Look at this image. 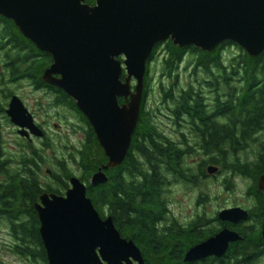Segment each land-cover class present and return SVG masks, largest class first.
<instances>
[{"label": "flooded vegetation", "instance_id": "obj_1", "mask_svg": "<svg viewBox=\"0 0 264 264\" xmlns=\"http://www.w3.org/2000/svg\"><path fill=\"white\" fill-rule=\"evenodd\" d=\"M12 22L16 26L13 20L0 15V254L4 259L10 256L18 264H51L41 234L40 209L44 208L45 199L66 198L70 178L76 175L70 171L68 178L67 159H61L57 153L54 159H50L47 152L58 145L63 146L62 129L66 127V148L76 153L70 156V160L79 166L78 177L84 182L88 174L79 160L87 147L94 143L96 135L78 109L77 102L63 89L47 81L46 74L53 66V56L39 50L31 41L25 42V36L20 29V32L14 29ZM168 43L166 41L159 46L152 60L157 59L163 48L166 49L163 54L167 53ZM181 52L184 53L179 66L191 55L190 49H181ZM150 64L153 63H149V69ZM189 66L192 68L189 70L191 81L181 91L176 90L178 80L175 77H179V70L160 74L148 71L138 126L132 135L125 162L106 171L112 205L103 209L96 207L92 200L94 208L103 220L110 217L122 238L132 241L142 258L146 256L145 259L150 254L167 252L173 255V264H264V189L259 184L263 174L254 179L258 153L254 152L250 157L241 156L250 149L254 151L253 144L242 148L240 135L244 131L238 130L233 123L230 130L223 132V126L231 122L222 116L220 102L215 100L217 95L204 87L201 78L195 77V63L190 62ZM200 72L198 69L197 73ZM154 76L161 79L159 89L163 97L162 105L156 108V118L151 112L145 115L150 81ZM52 77L61 78L54 74ZM165 79L168 84H165ZM132 86L134 89V82ZM187 89L193 90L189 103L173 102L172 98ZM29 96L33 97L35 106L29 103ZM129 101L119 98L120 106ZM40 109L45 111L43 115L39 114ZM24 110L27 115H32L35 131L29 127V115L26 116ZM60 111L77 122L67 119L63 122ZM258 134L252 137V143L257 141ZM229 137L232 140L225 141ZM213 142L216 145L211 147ZM145 149L153 154L145 156ZM226 152L233 155L230 157L232 164L242 167L245 173L226 166ZM199 157H202L200 161ZM106 161L109 162L107 157ZM152 166L155 167L154 186L148 189L147 176L152 177ZM214 169L216 171L212 173ZM239 178L245 183L248 206L220 205L215 212L200 211L204 205H212L213 202L211 196L203 194L186 204L187 210L182 208L181 191L189 199L195 188L202 184L207 187L217 184L220 192L226 194L225 197L215 196L216 202L222 203L229 188L236 185L232 179ZM90 181L84 182L87 187ZM121 181L125 188H122ZM87 196L91 199L89 189ZM146 198L151 201L145 202ZM192 203L194 208L190 207ZM240 207L248 213L246 220L233 223L220 218L223 211ZM147 211L155 221L157 238L161 239L164 249L157 250L156 246L146 244L144 234L137 227V221L147 216ZM226 230L236 233L239 239L229 242L221 256L210 255L186 261L192 248L205 244ZM96 252L101 257L99 250ZM145 262L150 264L147 259ZM4 264H7L5 260Z\"/></svg>", "mask_w": 264, "mask_h": 264}, {"label": "water", "instance_id": "obj_2", "mask_svg": "<svg viewBox=\"0 0 264 264\" xmlns=\"http://www.w3.org/2000/svg\"><path fill=\"white\" fill-rule=\"evenodd\" d=\"M95 1L92 6L87 0H0V15L53 56L47 81L76 101L92 125L109 161L91 178L90 186L97 187L109 182L106 171L121 166L130 150L155 47L172 41L181 49L194 46L209 53L230 42L257 58L264 52V0ZM119 98L130 101L120 106ZM23 113L35 131L32 115ZM259 180L264 189V173ZM87 193V185L73 176L66 198L43 200L41 234L49 263L146 264L112 219L101 218ZM247 216L241 207L220 214L233 223ZM238 239L236 233L223 231L192 248L186 261L221 256Z\"/></svg>", "mask_w": 264, "mask_h": 264}, {"label": "trees", "instance_id": "obj_3", "mask_svg": "<svg viewBox=\"0 0 264 264\" xmlns=\"http://www.w3.org/2000/svg\"><path fill=\"white\" fill-rule=\"evenodd\" d=\"M87 1L92 6L96 5L95 0ZM12 26L20 32L13 22ZM23 40L25 42H30L25 37H23ZM162 44L163 43H159V45L155 47L156 50H154L149 60L150 62L156 56V51ZM166 45L168 48L166 56L161 62V70L162 72L173 73L174 70L177 71L179 68V64L182 60L181 57L184 52H181V48L175 46L172 41H169ZM233 46H237L238 55L234 56V58L224 57L226 50H229ZM186 49H190V54L195 63V67H193L195 77L197 79L201 78V83L204 87L210 91L212 90V92L217 95L215 100L220 102L219 107H221L222 116H226L231 122L228 125L223 126V132L230 130L231 124L233 123L237 126L238 130L244 131L245 135H240V143L242 144V148H247L249 144H253L251 142L252 137L264 131V52L257 58H254L248 55L247 52L243 51L238 45L230 42L222 43L214 52L209 53L194 46L184 48V50ZM198 69L201 71L200 74L197 73ZM148 71L149 64L147 67V73ZM191 92H193V90L187 89L186 92L180 93L176 98H172V100L176 103H189L192 100V96H190ZM199 99H201V97ZM195 101H198V99ZM231 140L232 137L225 138V141ZM210 145L213 147V145L216 144L213 142ZM259 148L260 150L257 154L258 161L256 163L258 168L254 175L255 180H257V178L264 172V145H259L257 150ZM144 152L145 156H151L153 154L152 151L150 152L146 149ZM225 156L227 157L226 166L229 169H234L237 172H246L242 167H237L232 164L230 160V157L233 156L232 154L226 152ZM79 162L84 171L88 174L87 177L84 178L85 183L91 180L94 173L97 172L102 165L108 163L106 161L104 149L101 148L97 137H95L94 143L87 147L86 152L83 153ZM148 162L150 163V160ZM154 170L155 167L152 166V177L147 176L146 184L148 185V189H153L154 186ZM66 171L69 178L71 172L67 166ZM88 187L89 197L93 200L96 207L104 209L112 205L111 186L108 183L97 187L90 186L89 184ZM125 187L126 185H123L122 183V188ZM144 201L149 203L151 200L146 198ZM101 214L104 216L105 212ZM146 214L149 216H143L137 221L138 229H141V234H144L143 236L145 237L146 244L156 246L157 250L164 249L161 246V239L157 238L158 233L155 229V221L151 219L152 215L149 214L148 211ZM149 249H153V247H149ZM173 258V255L170 253L163 252V254H161L159 252L156 255H148L146 259L150 264H173Z\"/></svg>", "mask_w": 264, "mask_h": 264}, {"label": "rangeland", "instance_id": "obj_4", "mask_svg": "<svg viewBox=\"0 0 264 264\" xmlns=\"http://www.w3.org/2000/svg\"><path fill=\"white\" fill-rule=\"evenodd\" d=\"M164 50H166L165 48L161 49L160 52L157 54V59L154 61L152 60L151 62L149 63H153L152 65L150 64V71L151 73H161L162 72V59L165 58L166 56V53L163 54ZM238 55V48L237 46H233L231 47L229 50L227 49L226 50V53L224 54V57H228V58H234V56ZM154 59V58H153ZM186 61L185 63H183L182 65L179 66V68L177 70H179V77H175V79L178 80V85H177V91H181V89L183 90V88H185L188 84V82L191 81V75L192 73H190V69L191 66L188 67V64L190 62H193V59H192V55L188 56L187 58H185ZM160 77L158 76H154V79L152 81H150V85H151V88H150V92H149V95H148V102H147V106H146V112H145V115L146 113H153L154 117L156 118L155 114H156V108L157 106L159 105H162V102H163V97L162 95L160 94V81L161 79H159ZM151 80V79H150ZM165 84H168V80L165 79ZM170 84H173V81L170 80ZM163 94V93H162ZM161 95V96H160ZM29 98L31 100H29V103L30 104H33L35 106V103L33 101V97L32 96H29ZM41 110V109H40ZM61 112V111H60ZM42 113H45V111H42L39 112L40 115H43ZM61 117H62V120L63 122L65 121L64 119H67V121H71L73 123H76L77 121L75 119H72V118H69L68 116L65 115V112H61ZM40 120H42V117H39ZM55 122L58 123V121L55 119ZM66 123V122H65ZM66 127H64V130L62 129L63 131V146H60L58 145L56 148H52V150H48L47 152V156L50 157V159H54L53 156L55 155V153L58 154V156L62 159L65 157V159H67L66 163L68 164V169L70 171H72L74 173V175H76V177L79 176V166H77L76 163H74L72 160H70V156L71 155H76V153H72L71 151H69L66 146L68 144V141L66 140V130H65ZM69 135V133H68ZM71 135V134H70ZM70 137V136H69ZM257 142L254 141L253 142V145H252V148H254L252 151V149H250V151L248 153H243L241 154V156L243 157H250V156H253V153H258L259 150H257L258 146L259 145H264V131L261 133V134H258L257 135ZM62 141V140H61ZM257 150V151H256ZM202 157H199L197 158L199 161L201 160ZM51 162V160L49 161ZM54 165V164H53ZM52 166V164H51ZM233 181V184L236 183V185L234 187H231V189L229 188L228 190V194H227V198H225L224 202L220 203V201L216 202L215 200V196H224L226 194L220 192V188L217 184L213 185V184H210L208 185V187L206 185H203L200 187V188H195L194 192L192 195H190L189 199H187L185 197V195H183V192L181 191L180 195H181V199H183L184 201V204H183V207L184 210H187L188 209V206L186 204L190 203L191 201H194L193 199H196L197 197L199 196H211L212 198V205H209L206 204L203 206V208L200 210L202 211L203 209L205 211H207L208 213L211 212L212 210L215 212L216 209L220 208L222 206H237V205H240V204H245L248 206L249 202H248V199L247 197L245 196V183H244V180L242 179H232ZM215 201V202H214ZM194 204L192 203L190 207L194 208L193 207ZM175 208V207H174ZM199 209V208H198ZM176 210V208H175ZM176 212H178V210H176ZM4 260L7 264H18L17 262H15L10 256H7V259H4V256H2L0 254V264H4Z\"/></svg>", "mask_w": 264, "mask_h": 264}]
</instances>
